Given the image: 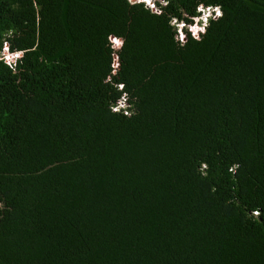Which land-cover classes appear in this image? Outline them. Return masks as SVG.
<instances>
[{"label": "trees", "instance_id": "1", "mask_svg": "<svg viewBox=\"0 0 264 264\" xmlns=\"http://www.w3.org/2000/svg\"><path fill=\"white\" fill-rule=\"evenodd\" d=\"M157 5L0 0V264H264V0Z\"/></svg>", "mask_w": 264, "mask_h": 264}, {"label": "clouds", "instance_id": "2", "mask_svg": "<svg viewBox=\"0 0 264 264\" xmlns=\"http://www.w3.org/2000/svg\"><path fill=\"white\" fill-rule=\"evenodd\" d=\"M129 2L134 3V2H136V0H129ZM142 2H144V1H142ZM162 2L166 4L167 0H162ZM200 10L204 11V15H203V17H201V19H203V21H204V25L202 27H193L192 28L193 35L195 36L196 39L200 38L199 35H197V33L203 32L205 30V28L208 26L209 17L212 16V11L215 12V16L212 17L213 19L219 18L223 15L221 8L219 6L215 7L214 9H211V10H204L203 7L201 6ZM181 27H183V25H181ZM6 55L10 58H16L15 56L10 55V54H6Z\"/></svg>", "mask_w": 264, "mask_h": 264}, {"label": "built area", "instance_id": "3", "mask_svg": "<svg viewBox=\"0 0 264 264\" xmlns=\"http://www.w3.org/2000/svg\"><path fill=\"white\" fill-rule=\"evenodd\" d=\"M136 1H144V3H145L148 7H150L151 10L154 11V12H159V7H158V5H157V2L161 3L162 5L165 4V3L162 2V0H151V3H149L148 0H136ZM211 9H214V8H211V7H207V8H205V10H211ZM203 15H204V13H203ZM202 17H203V16H202ZM194 25H195V27H202V26H199L198 24H194ZM194 25H192V26H194ZM192 26H189L190 29H191ZM191 31H192V29H191ZM198 33H199V32H198ZM198 33H197V34H198ZM13 56L17 57V56H18V53H14ZM10 60H11L10 57L6 58V62H7V63H10V62H11ZM124 105H125L124 100H119V102L117 103V106L114 107L113 109H115V108H121V107L124 106ZM254 213L257 214V211H254Z\"/></svg>", "mask_w": 264, "mask_h": 264}, {"label": "snow or ice", "instance_id": "4", "mask_svg": "<svg viewBox=\"0 0 264 264\" xmlns=\"http://www.w3.org/2000/svg\"><path fill=\"white\" fill-rule=\"evenodd\" d=\"M149 3H151V0H148ZM117 45H119L121 42L120 41H116L115 42Z\"/></svg>", "mask_w": 264, "mask_h": 264}, {"label": "rangeland", "instance_id": "5", "mask_svg": "<svg viewBox=\"0 0 264 264\" xmlns=\"http://www.w3.org/2000/svg\"><path fill=\"white\" fill-rule=\"evenodd\" d=\"M180 26H181V25H180ZM193 27H195V25H194V26H192V27H191V29H192ZM191 29H190V30H191ZM180 33H181V32H180Z\"/></svg>", "mask_w": 264, "mask_h": 264}]
</instances>
